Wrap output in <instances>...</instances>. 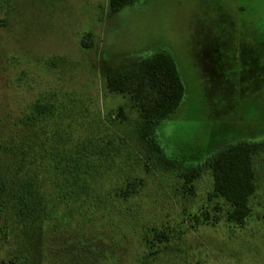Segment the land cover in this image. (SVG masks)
Returning <instances> with one entry per match:
<instances>
[{
  "label": "rangeland",
  "instance_id": "rangeland-1",
  "mask_svg": "<svg viewBox=\"0 0 264 264\" xmlns=\"http://www.w3.org/2000/svg\"><path fill=\"white\" fill-rule=\"evenodd\" d=\"M160 50L184 96L151 123L105 78ZM239 141L264 142V0H0V175L45 201L26 225L9 192L0 264H264V149L243 225L208 197V159Z\"/></svg>",
  "mask_w": 264,
  "mask_h": 264
},
{
  "label": "trees",
  "instance_id": "trees-1",
  "mask_svg": "<svg viewBox=\"0 0 264 264\" xmlns=\"http://www.w3.org/2000/svg\"><path fill=\"white\" fill-rule=\"evenodd\" d=\"M137 0H109L111 11ZM83 48H90V33L80 39ZM108 89L112 92H125L135 100L142 118L148 122H157L174 113L184 96V84L170 54L160 50L149 57L139 60L134 69L126 72L108 74L105 78ZM50 110L47 104L34 103L26 113L23 124L27 125L44 116ZM264 149V142L239 141L225 146L213 153L208 159L212 177L209 198H221L228 206L225 220L236 225H243L251 213L250 198L256 190L253 156ZM186 183L198 175L192 166L181 174ZM137 183L128 185L125 193L136 188ZM8 178L0 175V210L5 198L10 193L11 206L17 218L23 224H32L40 220L44 208V199L37 194V188L31 178H23L10 189ZM36 194L38 197H36ZM207 220V212L203 213ZM164 237V236H163Z\"/></svg>",
  "mask_w": 264,
  "mask_h": 264
}]
</instances>
